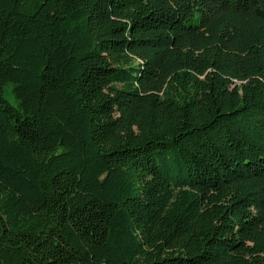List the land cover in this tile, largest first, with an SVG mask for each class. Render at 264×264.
Returning a JSON list of instances; mask_svg holds the SVG:
<instances>
[{"label": "trees", "instance_id": "1", "mask_svg": "<svg viewBox=\"0 0 264 264\" xmlns=\"http://www.w3.org/2000/svg\"><path fill=\"white\" fill-rule=\"evenodd\" d=\"M0 264H264V0H0Z\"/></svg>", "mask_w": 264, "mask_h": 264}, {"label": "rangeland", "instance_id": "2", "mask_svg": "<svg viewBox=\"0 0 264 264\" xmlns=\"http://www.w3.org/2000/svg\"><path fill=\"white\" fill-rule=\"evenodd\" d=\"M4 94H5L6 99H7L9 102L13 103V99H12L11 95L9 94L8 89L5 91Z\"/></svg>", "mask_w": 264, "mask_h": 264}]
</instances>
